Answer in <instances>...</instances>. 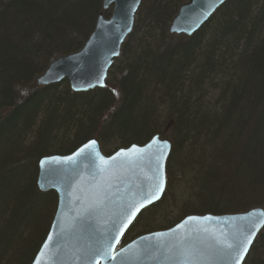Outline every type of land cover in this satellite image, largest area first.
Instances as JSON below:
<instances>
[{"label": "trees", "instance_id": "16d2710c", "mask_svg": "<svg viewBox=\"0 0 264 264\" xmlns=\"http://www.w3.org/2000/svg\"><path fill=\"white\" fill-rule=\"evenodd\" d=\"M184 1L142 0L116 86L72 92L66 80H34L52 59L82 47L98 14L110 13L102 0H0V264H30L53 218L57 196L36 184L39 157L69 154L91 138L119 142L100 147L104 155L140 145L147 136L123 125L130 116L140 127L152 114L156 123L173 121L166 165L181 175L185 199L159 229L188 215L264 209V0H227L191 36L157 44L161 33L171 37ZM112 94L119 109L104 117ZM142 212L135 220L150 227L153 217L144 222ZM242 264H264V227Z\"/></svg>", "mask_w": 264, "mask_h": 264}, {"label": "water", "instance_id": "95a60500", "mask_svg": "<svg viewBox=\"0 0 264 264\" xmlns=\"http://www.w3.org/2000/svg\"><path fill=\"white\" fill-rule=\"evenodd\" d=\"M226 1L187 0L179 6L168 32L191 36ZM141 2L102 0V9H110V16L99 13L86 43L51 60L35 78V84L48 86L67 80L73 92L104 88L114 58L133 30ZM91 141L95 144L90 145ZM170 149L169 141L153 135L147 144H131L106 156L97 140L91 138L69 154L41 157L37 188L53 191L57 203L46 236L30 264H235L236 253L225 245L254 232L253 243L264 227L262 208L236 214L188 215L166 230L139 235L118 247L138 214L162 197ZM122 151L124 155L117 156ZM159 174L164 180L159 199L140 208L128 222L131 211L121 215V210L149 194Z\"/></svg>", "mask_w": 264, "mask_h": 264}, {"label": "rangeland", "instance_id": "374dc122", "mask_svg": "<svg viewBox=\"0 0 264 264\" xmlns=\"http://www.w3.org/2000/svg\"><path fill=\"white\" fill-rule=\"evenodd\" d=\"M136 17H137V14H136ZM169 35L171 36L170 38H168V37L163 38L162 33H161L160 37L159 36L157 37V44L163 45V43H165L168 45L169 43H175V42L179 41V38H181L179 35H171V34H169ZM133 39L135 40V38H133ZM134 40H133V42H134ZM122 67H123V60L121 57H119L117 59V61L114 62L113 66L110 68V70L108 72L107 83L110 85L109 86L110 88H112L113 85L116 86V81L119 80V78H120L119 70ZM29 93H30V90L28 88L21 90V94L23 96H25ZM3 113H4V111L1 112V116L4 115ZM130 117H127V121H123V125L128 131L134 132L135 137H146V136H148L150 134L149 132L152 130V127H155L157 125V123L154 120V114H152L150 118L148 117V119L144 120V123L141 124L142 125L141 127L136 125L135 123L130 124L129 123ZM138 117L139 116H137L136 118H138ZM136 118L135 117L132 118L133 121ZM164 128H165L164 124H162V128H160L159 130H163L165 138L169 139L168 138L169 137V134H168L169 129H167L165 131ZM118 145H120V144L115 138L110 139L108 142H106L104 144L102 143V145H101V142H99V146L102 149H103V147L106 148V150H108V149L113 150ZM178 173L179 172L174 170L172 168V166H169V170H168V164L166 165V183H165V189H164V192H163L161 199L155 205L149 207L146 210H143V212H142V214H144V216H148L146 218V220H144V222H148L150 216H152L153 217L152 218L153 224H150L149 225L150 227H146V226L144 227L140 221L135 220L134 223L129 228V229H131V231L128 235V239H127L128 241L134 239L135 237H137V235H139L141 233L142 234L145 233V231H154V230H158L159 228H162L164 226V223H163V226H161L162 225L161 220L163 219L162 217L164 215L166 217L167 216L168 217L174 216L175 218L172 217V220L177 219L176 216H178V212H179V206H178L179 202L181 200L185 199V197H184V185L179 184V183L176 184L181 179V175H179ZM167 222H165V223H167ZM120 245H124V244H122L120 242V244L118 246H120Z\"/></svg>", "mask_w": 264, "mask_h": 264}, {"label": "snow or ice", "instance_id": "6c2138e0", "mask_svg": "<svg viewBox=\"0 0 264 264\" xmlns=\"http://www.w3.org/2000/svg\"><path fill=\"white\" fill-rule=\"evenodd\" d=\"M219 2H223V0H219ZM152 143L153 144L156 143L155 138L153 139ZM94 144H95V141L90 142V145H94ZM90 145H86L85 147H89ZM121 155H124L123 151L120 153H117V156H121ZM161 158H162V155L161 157H157L158 160ZM163 187H164L163 175L159 174L156 176L152 191L149 194L139 198L138 200L129 202V204L121 210V215H126L129 211H131V215L128 216V222H131V219L136 215V213L140 210V208H143L146 204H150L153 201L159 199L160 193L163 191ZM149 196L151 197L150 199L148 198ZM141 200L143 202H140ZM189 219L194 220L197 218L190 217ZM124 227H127V224H125ZM254 235L255 233L253 232L250 235L244 236L243 240L237 241L235 244L228 243L225 245L228 249L236 253L237 258L235 260V264H240V260L243 259L244 254L248 251V247L252 243V238Z\"/></svg>", "mask_w": 264, "mask_h": 264}, {"label": "bare ground", "instance_id": "6f19581e", "mask_svg": "<svg viewBox=\"0 0 264 264\" xmlns=\"http://www.w3.org/2000/svg\"><path fill=\"white\" fill-rule=\"evenodd\" d=\"M185 2H187V0H185L184 2H182L181 4H183V3H185ZM180 4V5H181ZM103 13V12H102ZM99 15V14H98ZM104 15V14H103ZM108 16H110V13H109V15H107V16H105L104 15V17H108ZM98 17V16H97ZM93 29H94V26H93ZM93 29H92V31H93ZM168 30V29H167ZM91 31V32H92ZM91 32H90V34H91ZM169 33V32H168ZM90 34L87 36V38L85 39V41L83 42V45L86 43V41H87V39H88V37L90 36ZM170 34V33H169ZM171 35H177V34H171ZM181 38H179V40H182L186 35H183V34H180L179 35ZM187 37V36H186ZM82 45V46H83ZM122 47V46H121ZM79 50V49H78ZM119 57H121V48H120V52H119V55L116 57V58H114V61L113 62H115V60L116 59H118ZM55 59V58H54ZM63 81V80H62ZM67 81V80H66ZM34 83H35V80H34ZM68 83V82H67ZM36 85V84H35ZM38 86V85H37ZM68 88H69V90L70 91H72L71 89H70V87H69V85H68ZM73 92V91H72ZM111 103L109 104V105H107L106 106V108H105V110H104V117H109V116H113L116 112H117V110L119 109L118 108V103H119V98H120V95H114V94H112L111 95ZM154 100H155V98H154ZM151 106H152V104H150ZM146 110H148V111H146V110H144L143 109V107L142 106H140V111L143 113V114H140L141 116L143 115V116H146V113H149V112H151V109H150V106H147L146 108H145ZM158 110H155V112H157ZM146 112V113H145ZM157 123H158V125H157V129L153 132V134H152V136L151 135H149V136H147L145 139H144V142L142 143V144H140V145H144V144H147L150 140H151V138L153 137V135H158V139L160 140V141H169L168 139H166L165 138V135H164V133H163V130H159L160 128H162V124H164V130L166 131L167 129H169L170 128V126L172 125V123H173V121H172V119L171 120H169L168 119V117H162V119H160L159 121H157ZM171 144V143H170ZM81 145V144H80ZM79 145V146H80ZM75 150V149H74ZM73 150V151H74ZM41 159V157H39V160ZM168 159V158H167ZM38 160V161H39ZM167 162V161H166ZM37 168H38V162H37ZM260 208V207H259ZM140 214V213H139ZM138 214V215H139ZM202 215H204V214H202ZM129 229V228H128ZM128 229H127V231H128ZM166 229H168V227L167 228H163V229H158V230H154V231H160V230H166ZM126 231V232H127ZM125 232V233H126Z\"/></svg>", "mask_w": 264, "mask_h": 264}]
</instances>
